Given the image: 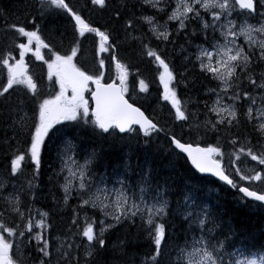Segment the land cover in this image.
<instances>
[{
	"label": "snow or ice",
	"instance_id": "snow-or-ice-1",
	"mask_svg": "<svg viewBox=\"0 0 264 264\" xmlns=\"http://www.w3.org/2000/svg\"><path fill=\"white\" fill-rule=\"evenodd\" d=\"M142 5L166 13L167 19L160 24L154 16L137 17V5L129 0H123L109 18L117 27L93 26L83 15V10L92 6L106 8L107 0H90V4L85 0L83 6L72 5L69 0H16L12 9L0 7V33L10 38V43L0 44V68L6 70V83L0 87V150L6 159L11 156L7 174L0 176V264H95L100 251L106 248V234L124 224L136 226L137 220L154 246L141 264H264V245L247 248L248 255L238 251L239 240L231 225L208 205L198 202L189 186L173 210V193L167 180L163 184L154 180L150 168L135 172L130 162L123 171L117 167L111 173L100 172L99 152L93 149L80 159L73 139L64 140L58 148L60 166L54 173L63 193V205L68 206L72 199L78 201L72 206L68 227L53 237L50 212L34 207L35 181L40 176L46 138L57 131L54 125L61 121L81 119L85 127L90 123L101 135L118 130L117 135L142 134L147 142L153 135L164 133L172 150L178 149L177 155L186 154L199 173L212 174L243 198L264 207V167L258 171L246 167L248 157L257 167L264 166V11H258L264 9V3L142 0ZM13 12L16 15L10 19ZM52 13L66 14L69 23L74 22L67 46L63 32L58 46L46 43L42 36ZM138 19L150 25L152 37L165 47L183 38L180 52H188L184 62L193 69L198 66V75L205 80L216 82V87L206 88L203 93L215 99L194 101L192 97H181L179 85L183 83L187 88L196 79H185L187 70L177 73L165 49L152 46V37L132 35L138 31ZM120 29L124 42L138 41L141 55L146 54L156 65L163 89L160 98L167 102L164 107L173 124L180 123V135L174 129L166 130L154 116L146 115V110L126 98L129 72L118 58ZM86 33L94 34L96 57L108 53L119 82H104L105 72L101 70L106 62L102 57L98 67L93 66V74L77 64L83 52L80 38H86ZM20 38H26V42H18ZM198 38L202 42L194 43ZM189 48L194 51L189 52ZM17 50L18 59L13 55ZM28 53L46 65L48 81H54L59 89L55 95L39 98L38 83L29 74L25 59ZM90 84L95 85L94 90ZM14 86H23L31 95L14 96ZM139 87L140 92L149 91L144 79H140ZM86 91H91L94 108L85 98ZM190 104H194V111ZM185 126L188 134L198 137L197 142L184 141ZM209 136H214L216 142L207 143L205 138ZM29 160L33 171L26 174L22 165ZM21 176L24 180L18 184L16 178ZM257 182L261 187L256 186ZM9 184L12 191H8ZM173 214L184 221L182 238L172 236L168 230L167 217Z\"/></svg>",
	"mask_w": 264,
	"mask_h": 264
},
{
	"label": "trees",
	"instance_id": "trees-1",
	"mask_svg": "<svg viewBox=\"0 0 264 264\" xmlns=\"http://www.w3.org/2000/svg\"><path fill=\"white\" fill-rule=\"evenodd\" d=\"M69 2L72 5L79 4L83 6L85 0H69ZM88 2L90 4V0ZM132 2H135L137 5L135 10L137 17L150 15L162 23L167 19L166 13H158L151 6L142 5V0H129V3ZM121 3H123V0H107L106 8L100 9L99 6H92L84 9L83 15L93 23V26L117 27L109 18ZM15 5L16 0H0V7L5 9H12ZM15 15L13 12L10 19ZM69 20L70 17L66 14L57 15L56 13H52L48 17L47 22L44 24L45 32L55 42L54 45L58 46L61 32L65 33V45L69 42L70 32L73 35V22L69 23ZM170 26L172 28L175 27L174 23ZM53 28L55 32L51 31ZM136 28L138 31L133 32V36H140L143 33L148 37H152L149 31L150 25L146 21L138 19ZM114 35H116L115 32ZM8 39L0 33V44L10 43ZM124 39V32L120 29L119 35H117V42L120 43L118 58L128 68L129 89L134 90L140 79H144L146 83L150 84V90L147 94H143V100H139V103L150 117L154 116L155 120L159 121L166 130L174 129L176 134L180 135V123L175 122L173 124V118L168 116V111L164 107L165 104L161 103L158 96L153 92L155 85V73L151 71V69L153 70V62L146 54L141 55V46L138 41L129 40L125 43ZM198 42H202V38L194 40V43ZM182 44H185L183 38L175 45L168 44L165 47L164 44H159L155 40V37H152V46H159L161 49H165V55L173 62L177 73H184L187 70L185 79H196L195 84H189L187 88L182 86V90L180 87L179 94L185 96V98L192 97L194 101L196 99L200 101L212 99V97L204 96L203 93L206 88L216 87L215 82L205 80L198 75V67L193 69L191 64L184 62V57L188 55V52H180ZM188 51L192 52L194 48H189ZM83 53L91 54L88 56L89 58H85L89 64H92L88 70H91L94 65L98 67L99 56L96 57L94 54L93 42L91 44L90 41L84 42ZM107 56L108 53H106V58ZM200 107L203 108L202 103ZM190 110L194 111L195 106ZM78 124L71 125L68 130L61 132L56 136L54 142L50 139L46 140L44 146L45 148L49 146V149L44 150L40 176L35 181L37 184L35 203H39L37 205L41 208L43 207V211L50 212L51 224L53 226L51 235L53 237L68 227L73 215L72 206L78 203L76 199H72L68 206L63 205V193L54 177V173L59 170L60 166L57 159L58 148H60L64 140L73 139L79 152L78 158L82 159L84 153L93 149L99 152L101 159L100 167L97 170L100 172L107 171L111 173L117 167L123 171L125 165L130 162L131 170L135 172H139L141 168H150L154 180H159L162 184L167 180L168 187L173 193L170 197L173 210L177 207V200L181 197V193L185 190L186 186H189L192 195L198 202L208 205L213 213H218L227 224L231 225L233 231L237 234L236 239L239 240L237 250L243 252L244 255L249 254L247 248L252 246L259 248V246L264 245V207L259 206V203L243 198L242 194L230 186L224 185L211 177L196 173L183 155H177L179 152L172 150V147L169 146L168 138L164 133L153 135L146 142L141 134L138 136H120L113 132L111 135H101L98 129L93 130L90 123L85 127L82 119L78 120ZM243 131L244 129H241V132ZM9 135H11L10 132ZM205 139L207 143H213L212 141H214L215 137L209 136ZM184 141H198V137L195 134H188L186 126L184 128ZM201 144L206 145L203 142ZM13 145L15 146V142H13ZM10 158L11 156L9 155L6 159L4 152L0 150V163L5 166L4 173H6V165L9 164ZM27 165L26 174H30V169L32 168L30 160L27 161ZM23 180V176L16 178L18 184L22 183ZM57 201H60V203L57 204ZM89 214H93L91 210H89ZM138 225L139 220L136 221V226L129 223L110 230L106 234V248L100 251V255L96 257L95 264H141L142 259L149 253L150 248H154V246L148 239L147 232L138 227ZM167 227L172 236H181L182 238V229L185 227L182 217L175 214L168 216ZM32 254L37 255L36 253Z\"/></svg>",
	"mask_w": 264,
	"mask_h": 264
},
{
	"label": "rangeland",
	"instance_id": "rangeland-1",
	"mask_svg": "<svg viewBox=\"0 0 264 264\" xmlns=\"http://www.w3.org/2000/svg\"><path fill=\"white\" fill-rule=\"evenodd\" d=\"M261 1V3H264V0H260ZM161 30H163V29H161ZM5 37V36H4ZM6 38V37H5ZM9 38V37H8ZM8 41L10 42V39H8ZM89 55H91L90 53L89 54H85V53H81V57H82V59H85V58H89L88 56ZM88 61H89V59H88ZM90 62V61H89ZM22 87L23 86H20V87H17V90H19V91H24L23 89H22ZM42 89H44L45 91H43L42 92V94H43V96L42 97H39L40 99H43L44 97H46V96H48V95H55V93H56V91H58L59 89H58V86H55V84H54V81L52 82V85H46V86H44V85H42ZM21 92H16L17 94H20ZM86 94V93H85ZM5 162H6V159H5ZM8 191H12V187H11V185L10 186H8Z\"/></svg>",
	"mask_w": 264,
	"mask_h": 264
},
{
	"label": "bare ground",
	"instance_id": "bare-ground-1",
	"mask_svg": "<svg viewBox=\"0 0 264 264\" xmlns=\"http://www.w3.org/2000/svg\"><path fill=\"white\" fill-rule=\"evenodd\" d=\"M261 2V1H260ZM246 110V106H245V108H243V111H245ZM242 119H243V117H242ZM187 142H191V141H187ZM23 166H24V171L26 172V168H28V165H27V161H25L24 162V164H23ZM47 169H48V167H47ZM63 182V176L61 177V183ZM54 183V182H53ZM56 183V182H55ZM50 188V187H49ZM55 195V194H54ZM57 196V195H56ZM78 202V201H77ZM98 215V214H97ZM175 229V228H174Z\"/></svg>",
	"mask_w": 264,
	"mask_h": 264
},
{
	"label": "water",
	"instance_id": "water-1",
	"mask_svg": "<svg viewBox=\"0 0 264 264\" xmlns=\"http://www.w3.org/2000/svg\"><path fill=\"white\" fill-rule=\"evenodd\" d=\"M94 103V102H93ZM95 107V104H94V106H93V108ZM186 155V154H185ZM189 161V160H188ZM190 162V161H189ZM190 164H191V162H190ZM194 167V166H193ZM196 170V169H195ZM198 171V170H197ZM203 174H210V173H203ZM251 199V198H250Z\"/></svg>",
	"mask_w": 264,
	"mask_h": 264
},
{
	"label": "flooded vegetation",
	"instance_id": "flooded-vegetation-1",
	"mask_svg": "<svg viewBox=\"0 0 264 264\" xmlns=\"http://www.w3.org/2000/svg\"><path fill=\"white\" fill-rule=\"evenodd\" d=\"M256 185H258V182H257V184Z\"/></svg>",
	"mask_w": 264,
	"mask_h": 264
}]
</instances>
